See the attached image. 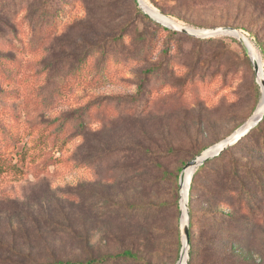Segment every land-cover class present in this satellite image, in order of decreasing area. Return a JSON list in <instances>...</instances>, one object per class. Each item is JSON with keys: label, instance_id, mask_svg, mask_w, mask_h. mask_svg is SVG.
Masks as SVG:
<instances>
[{"label": "rangeland", "instance_id": "obj_1", "mask_svg": "<svg viewBox=\"0 0 264 264\" xmlns=\"http://www.w3.org/2000/svg\"><path fill=\"white\" fill-rule=\"evenodd\" d=\"M146 2L190 28L240 29L264 70V0ZM142 12L137 0H0V260L130 249L139 260L109 264L180 261L181 172L243 126L264 92L236 35H171ZM261 126L198 166L190 190L191 179L188 264L191 251L193 264H264ZM242 164L257 179L236 176ZM228 180L260 185L232 196ZM222 195L232 207L217 205Z\"/></svg>", "mask_w": 264, "mask_h": 264}, {"label": "trees", "instance_id": "obj_2", "mask_svg": "<svg viewBox=\"0 0 264 264\" xmlns=\"http://www.w3.org/2000/svg\"><path fill=\"white\" fill-rule=\"evenodd\" d=\"M135 3H136V0H135ZM142 14H143V16L145 18L150 19L152 22H154L158 26L162 27L164 30L169 31L171 35H177L178 34L177 31L171 30L169 27L161 25V23H159L156 20L152 19L151 17H149V15H147V14H145L143 12H142ZM182 34H185V36H187V37H189L191 39H197L195 37L189 36L186 33H182ZM197 40L218 41V40H220V38L209 37V38H206V39H197ZM110 44H111V42L109 40H106L105 42L102 41L101 44L99 45V47H98V45H95L96 48H91L92 49L91 52L86 55L85 59H87V58H89L91 56H94V54H95V52L97 51L98 48L99 49L101 48L104 52L107 51L106 49H107L108 45H110ZM105 59L106 58L103 57V61L102 62H104ZM146 73L150 74V73H152V71L150 69H148ZM263 123H264V117L259 121L258 124H256L257 126L255 125L256 127L254 126V129L257 130V131H261V129H262L261 125ZM228 149H226L225 151H227ZM225 151H223L222 153H224ZM140 152H141V155H145V153H149V156H148V162L149 163H148V165L153 167V168H155L156 158L154 157V154L151 153L150 151H148L147 149H143V151H140ZM235 168H236V176H240V174L245 171L246 173H249V177H251L252 179H257V174H256V172H254V169H252L250 167H247V166H245L243 164L242 165H238V166L235 165ZM201 169H203V166L199 167L194 172V175H193V178H192V186H191L190 190L193 187V183L197 181V180H195V178H196V175L199 173V171ZM228 181H230V182L232 181V183H235V184H231V185L227 184L223 188V190H224V192H231L232 196L235 193L240 194V195L249 194V192H251V189H257L259 187V185H260L258 180H228ZM228 181H227V183H228ZM223 197H224L223 195L220 197V199L217 202V205L218 206H223L224 208L232 207L233 206L232 202H230V199H232V198L228 197V198L222 199ZM192 198H193V195L190 192L189 193V203L191 202ZM241 202H243V201H241ZM251 207L250 208L253 209V206H251ZM140 208L144 209L145 207L144 206H142V207L140 206ZM190 212H191V217H192L193 216V212H192L191 209H190ZM207 213L208 214H212L214 212L211 213L210 211H207ZM217 213H219V212H217ZM117 259L139 260L140 256H138L132 250L127 249V250H124L122 252H118L116 254H106V255H103L100 258H90L88 260H70V259H66V260H56V261H50V262L35 261V262H33V264H109L110 262H114ZM11 261L12 260H9V259L0 260V264H9V263H11ZM20 264H25V263L21 262ZM189 264H193V251H191V257L189 259Z\"/></svg>", "mask_w": 264, "mask_h": 264}, {"label": "water", "instance_id": "obj_3", "mask_svg": "<svg viewBox=\"0 0 264 264\" xmlns=\"http://www.w3.org/2000/svg\"><path fill=\"white\" fill-rule=\"evenodd\" d=\"M137 1L139 3L140 7L142 8V10L147 15H149L151 18H153L157 22H159V23H161V24H163V25H165V26H167L169 28H173L176 31L184 32L186 34H190V35L198 36V37L214 36V35H218V34H229V35H233L235 33L238 34L239 40L242 42L246 53L249 55V57L251 58V60L253 62L254 69L256 71L258 80H259V82H260V84L262 86L263 92H264V70H263L262 59L260 57H259V59L256 58V57H252L250 55L249 49L246 46V44L244 43L245 35L240 29H238L236 27H231V26H218V27H213V28L195 29V28H190V27H187L185 25H182V24H180L177 21H174L171 25L165 24V23L161 22L160 20L156 19L154 16H152L146 10V8L143 6L141 0H137ZM263 117H264V111L261 114V116L259 118H257L253 123L247 124V122H248L247 121L237 131H235L232 135L227 137L224 140V143L221 146V148H219L218 150H211L210 152H208L204 156H200V157H199V155L196 156L195 158H193L192 160L187 162V164L185 165L184 169L182 170L181 176H180L181 206H182V209H183V207L186 208L187 218H186L185 222L183 220L184 218L182 219L183 228H184V235H183V251H182L181 259L184 256H186V264H188V246H189V209H188V191L185 192V188H184V184H185V180H186L185 169L188 168L189 166H196L198 168V166L204 164L210 158H212V157H214L216 155H219L220 153L225 151L228 147H230L231 145H233L234 143L239 141L243 136H245L256 124L259 123V121ZM181 259H180V261H181ZM179 262L177 264H179Z\"/></svg>", "mask_w": 264, "mask_h": 264}, {"label": "bare ground", "instance_id": "obj_4", "mask_svg": "<svg viewBox=\"0 0 264 264\" xmlns=\"http://www.w3.org/2000/svg\"><path fill=\"white\" fill-rule=\"evenodd\" d=\"M143 6L146 8V10L152 15L154 16L156 19L160 20L161 22L165 23V24H169L171 25L174 20L167 16L166 14L160 12L159 10H157L156 8H154L153 6H151L149 3L146 2V0H141ZM236 35L238 37V34H233ZM244 43L246 44V46L249 49L250 55L252 57H255V52H254V48L252 47L251 43L244 37ZM264 110V100L262 101L260 107L257 109V111L255 112V114L248 120L247 124H251L253 123L257 118H259L262 114ZM224 141L219 143L218 145H214L210 148H208L206 151H204L200 156H204L206 155L208 152H210L211 150H218L219 148H221V146L223 145ZM199 156V157H200ZM197 167L196 166H189L188 168L185 169V175H186V180H185V184H184V188H185V192L188 191L189 188V184L190 181L194 175L195 169ZM179 264H186V256H184L181 261L179 262Z\"/></svg>", "mask_w": 264, "mask_h": 264}]
</instances>
